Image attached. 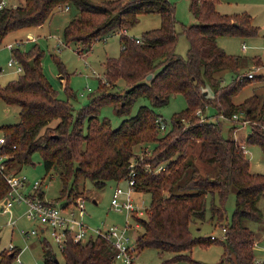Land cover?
Instances as JSON below:
<instances>
[{"label":"trees","instance_id":"trees-1","mask_svg":"<svg viewBox=\"0 0 264 264\" xmlns=\"http://www.w3.org/2000/svg\"><path fill=\"white\" fill-rule=\"evenodd\" d=\"M60 6L77 11L65 25L63 42L83 44L86 51L103 36L133 28L141 15L157 14L160 27L142 34L141 43L120 34L118 58L106 59L104 83L99 82L98 92L79 110L69 102L70 91L65 89L63 100L53 90L37 51H13L22 72L0 86L2 102L18 110V122L2 130L6 144L0 153L8 156L6 171L21 173L33 155H39L47 174L59 170L58 199L76 197L83 180L103 189L110 181L121 184L133 171L135 193L150 197L146 216L137 219L142 230L134 234L135 245L139 251L151 247L160 255L169 254L163 264L189 262L193 246L219 242L210 235L194 238L189 227L204 221L206 199L211 195L209 218L226 227V238L220 242L227 257H234L232 264H256L254 232L243 221L262 219L258 201L264 195V175L250 172L251 163L238 143L222 136L220 119L230 121L232 115L243 112L249 126L245 146L259 147L264 153V96L252 95L242 104L232 101L252 79L241 73L246 63L241 57L228 55L217 45L219 37H256L250 17L222 16L214 0H190L195 24L184 30L189 49L182 59L175 53L174 8L168 0H24L0 12V44L10 33L40 28ZM55 63L60 72L62 64ZM223 71L231 73L225 85L223 77L217 76ZM120 80L127 89L109 92ZM173 95H181L186 107L173 115L171 128L160 135L154 109L167 106ZM141 98L150 106H140L116 128L98 118L105 105H113L117 117L126 116ZM208 108L216 112L215 121L194 116ZM191 142L199 144L198 160L212 168L210 174L201 175L192 161L185 160ZM138 146L140 153L135 151ZM161 166L165 171L156 172ZM8 190L0 173V201ZM231 190L236 194L234 211L223 222ZM40 248L42 264H56L47 239ZM19 251L17 247L0 250V264H14ZM60 255V264H116L112 246L99 237L78 243L68 238Z\"/></svg>","mask_w":264,"mask_h":264},{"label":"rangeland","instance_id":"rangeland-1","mask_svg":"<svg viewBox=\"0 0 264 264\" xmlns=\"http://www.w3.org/2000/svg\"><path fill=\"white\" fill-rule=\"evenodd\" d=\"M174 8L175 31L177 33V45L175 49L176 55L182 59L187 58L189 42L184 35V30L192 25L193 19L190 13V0H168ZM9 4H23L24 0H8ZM216 11L222 16H244L248 15L252 24L257 28V36L254 38H239V37H219L217 45L224 50L228 55L241 57L244 62L241 73L246 75L252 71L255 78L247 83L239 93H237L232 101L235 104H242L247 98L252 95H257L259 98L264 96V0H214ZM54 13L40 26V28H24V30L10 33L0 44V86L8 84L16 79L18 74L15 69L20 64L12 55V52L18 50L25 54L33 50L38 52L40 67L46 79L50 83L54 91L58 92L61 99H66V90L71 92L72 98L69 99L70 104L74 109L79 110L89 101L92 94L98 92L99 82L104 83V62L107 58H118L121 41L120 35L103 36L100 41L91 44L90 48L83 50V44L71 43L65 44L62 40V32L68 21L77 15V11L73 8L65 11L63 6L56 8ZM238 20V19H237ZM160 27V18L157 14H148L139 16L138 22L133 28L127 30L128 37L139 38L142 34L150 32V30ZM20 43L16 46L15 43ZM9 44L14 45L11 51L7 49ZM243 45L245 49H242ZM86 48V44H84ZM82 49V50H81ZM14 60L15 65L8 68L9 60ZM30 62H33L30 57ZM62 64V70L59 72L56 61ZM260 62V63H259ZM259 63V64H258ZM258 67H262L256 70ZM256 68V69H255ZM14 70V72H13ZM231 73L223 71L217 76L223 77L222 84L230 82ZM262 78V79H261ZM127 89L123 81L117 83L116 89H110L109 92H117ZM150 106L145 99H138L132 107L130 113L126 116L117 117L113 105H105L99 110V120H108L113 128L118 127L123 119L133 117L140 106ZM186 102L181 95H173L168 101V105L162 108L154 109L169 130L172 117L174 114L184 111ZM206 111V114H205ZM202 111L199 119L209 118L210 121H215L216 112L208 108ZM207 116V117H205ZM221 120V132L224 138L234 139L238 145L245 146V139L249 134V126L242 125V121H226ZM18 122V110L11 106H6L0 99V136L3 135L4 127L14 125ZM187 122H185L186 124ZM171 128V127H170ZM163 135V133H160ZM138 146L135 151L140 153ZM185 160H190L199 169L201 175L210 174L212 168L198 160L199 144L191 142L186 148ZM248 154L245 156L251 163V169L254 172L264 175V153L259 147L247 146ZM59 170L51 171L49 174L43 170L42 161L39 155L34 154L28 166H25L20 175L24 176L28 183L38 182L42 186L43 200L52 202L57 207L76 203L78 198L85 199V213L83 216L79 213L76 207L73 209L76 218H80L90 227H107L111 224L122 226L124 225V214L114 212L110 207V196L113 190L118 185L114 182H108L103 189H97L94 184L88 181L79 182L80 191L69 198L63 197L58 199L62 190V185L59 181ZM52 177V178H51ZM121 183V182H120ZM120 187H126V184H119ZM135 202L139 205L143 201V205L148 206L150 197L148 194H133ZM211 195L207 196L206 216L203 222L190 224V231L194 238H204L211 234L220 235L221 226H217L215 221H210V202ZM236 194L235 190H231L227 200L225 201L226 216L223 222L229 221L235 206ZM96 201V203L94 202ZM258 207L262 210L263 216L260 221L244 220L243 224L249 227L254 232L256 244L254 246V257L256 262L260 259L264 261V195L258 201ZM25 206L23 204H15L11 213L0 212V250L6 249L9 244L20 249L19 258L21 263L14 264H42L40 242L47 239L53 248L58 260H61L60 250L52 243L50 232L37 233L26 235L20 232H30L32 229L39 231L40 224L29 219L25 215ZM15 219L13 226L7 225V220ZM140 226L136 229V233L141 232ZM169 254L158 253V250L147 247L138 250L135 257L137 264H163V261L169 258ZM187 259L189 262H177L173 264H232L231 259L227 257L223 242H213L204 246L195 245L190 250Z\"/></svg>","mask_w":264,"mask_h":264},{"label":"built area","instance_id":"built-area-1","mask_svg":"<svg viewBox=\"0 0 264 264\" xmlns=\"http://www.w3.org/2000/svg\"><path fill=\"white\" fill-rule=\"evenodd\" d=\"M9 5L8 0H0V12H2ZM65 11H68L67 7H64ZM126 30H121L118 35L126 36L129 39H133L137 43H141L139 38L128 37L126 35ZM16 46H20V43L16 42ZM14 45L9 44L7 47L10 50L14 49ZM242 49H245L243 45ZM264 49V47H263ZM15 65L14 60H9L8 67ZM18 65V64H17ZM258 67L256 70L261 69ZM17 74L22 72L21 66L15 69ZM247 79H254L255 74L252 71L246 74ZM202 111H197L196 115L199 116ZM221 117V116H219ZM223 117H221L222 119ZM245 116L243 112L232 115L230 121L238 122L242 121V125L248 124L244 120ZM205 120V119H204ZM201 119L200 121H204ZM156 128L160 133L166 132V125L164 121L160 118L156 120ZM6 144L4 136H0V149ZM243 154L246 156L248 154L247 147L240 145ZM8 156L0 153V173L4 178L9 190L6 196L0 201V212L1 213H11V209L15 204H23L25 206V215L29 219L36 220L42 225V228L38 231L37 229H32L30 232H24L20 230L21 233L26 235L37 234L39 232L46 233L47 230L50 232L52 243L60 251H62L66 240L69 238L73 242L78 243L87 241L88 239L101 238L109 246L113 248V261L116 264H137L134 260L138 254L137 245H135L134 234L138 228L139 223L137 219L146 216V209L148 206L143 205V201L138 205L133 194L134 191V173L133 171L129 174L128 178L123 181L126 187L122 188L119 184L113 190L110 196L109 207L119 214H124L125 221L124 225L117 226L111 224L107 227H90L80 218H76L74 208L78 209L79 213L83 216L85 213V199L78 198L76 203L70 205H63L57 207L55 204L49 201L43 200L42 186L38 182L28 183L24 176L20 173L12 174L6 171L5 162ZM165 171L163 166L159 167L156 172ZM52 178V177H51ZM3 201L7 203L4 204ZM7 220L8 226H13L15 219L11 218L9 215ZM211 240L223 241L226 238V227H222L220 235L211 234L209 236ZM14 246L9 244L6 249L14 250ZM20 251L17 253L14 259V263H21L19 258ZM256 262V261H255ZM262 261H257L256 264H261Z\"/></svg>","mask_w":264,"mask_h":264},{"label":"crops","instance_id":"crops-1","mask_svg":"<svg viewBox=\"0 0 264 264\" xmlns=\"http://www.w3.org/2000/svg\"><path fill=\"white\" fill-rule=\"evenodd\" d=\"M69 11V10H68ZM191 13V12H190ZM191 17H192V19H193V22H192V24H195V19L193 18V16H192V13H191ZM69 22V21H68ZM67 22V23H68ZM67 23H66V25H67ZM65 27V26H64ZM8 49V48H7ZM10 49H8V51H9ZM12 51V50H11ZM110 58V57H109ZM7 67H8V65H7ZM10 68H12L13 66H9ZM8 67V68H9ZM1 70V69H0ZM13 72H14V70H13ZM16 73V72H15ZM17 74V73H16ZM250 172L252 173V174H260V175H262L261 173H257V172H254L252 169H251V166H250ZM42 195H43V193H42ZM94 202L96 203V201L94 200ZM42 228V225L40 224V226H39V230ZM21 251V250H20ZM259 261H262L261 259L259 260Z\"/></svg>","mask_w":264,"mask_h":264},{"label":"water","instance_id":"water-1","mask_svg":"<svg viewBox=\"0 0 264 264\" xmlns=\"http://www.w3.org/2000/svg\"><path fill=\"white\" fill-rule=\"evenodd\" d=\"M33 62H30V64H32ZM151 79V77H148V80H150ZM4 202V204H6L7 202L6 201H3ZM54 261H55V263L56 264H60L59 262H58V260L57 259H54Z\"/></svg>","mask_w":264,"mask_h":264}]
</instances>
